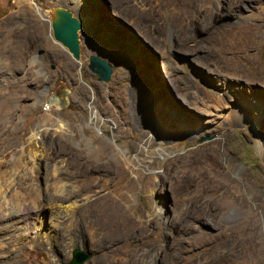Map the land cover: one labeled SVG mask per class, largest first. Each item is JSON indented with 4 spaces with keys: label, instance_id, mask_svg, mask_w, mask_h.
I'll return each instance as SVG.
<instances>
[{
    "label": "rangeland",
    "instance_id": "rangeland-1",
    "mask_svg": "<svg viewBox=\"0 0 264 264\" xmlns=\"http://www.w3.org/2000/svg\"><path fill=\"white\" fill-rule=\"evenodd\" d=\"M236 1L0 0V116L10 121L0 150H11L0 161L14 158L31 124L50 128L21 191L42 196L46 216L63 211L50 191L58 164L98 218L115 209L102 197L133 179L126 209L154 241L140 264H264V0ZM54 7L82 19L78 60L54 40ZM91 55L111 64L110 81L97 79ZM53 96L67 98L52 110ZM57 118L70 131L56 132ZM77 249L90 256L82 264L106 261ZM55 255L34 260L56 264Z\"/></svg>",
    "mask_w": 264,
    "mask_h": 264
},
{
    "label": "bare ground",
    "instance_id": "bare-ground-1",
    "mask_svg": "<svg viewBox=\"0 0 264 264\" xmlns=\"http://www.w3.org/2000/svg\"><path fill=\"white\" fill-rule=\"evenodd\" d=\"M230 4L241 6V0ZM116 5L118 4L115 0L114 6ZM192 20L198 25L199 18ZM192 20L189 18L187 22L191 23ZM3 78L4 76L0 72V83ZM64 98L67 97L53 96L49 102L54 107L59 106L58 104H62ZM8 123L10 121H7L4 115L0 116V127L6 126ZM52 125L55 126L56 132L70 131L68 122L63 118H57L55 122H52ZM49 129V127L42 129V125L37 122L31 124L30 133L20 150L18 152L17 149L12 150L16 153L14 158L9 163L0 161V264H33V262L40 264L38 259L34 260V256L40 255L45 250L55 255V250H58L56 247L58 246L57 235L63 237V243H61L64 248L63 253L67 257L62 260L55 255L53 261L56 264H70L68 255L70 256L77 248L92 250L106 258L104 263L97 259L91 264H138L141 256H146L144 253L141 254L140 250H145L148 247V250H152L154 241L150 234L151 229L146 228L149 224L136 222L137 214L126 209L129 200L122 188L125 186L130 188L131 184H134L133 179H128L126 185L116 187L115 195L102 197L103 200L110 201L115 209L108 212L103 211L98 218L95 213L83 211L82 194L79 190H75L79 186L74 185L72 180L64 176V172L58 164L53 169L50 191L54 190L56 193L62 194L59 200H62L63 211L46 216L42 210L44 207L42 196L39 195V202L21 191L26 172L28 170L35 171L40 167L36 153L42 147L44 139L42 134L48 132ZM114 152L111 150L110 154L120 159V152L119 154ZM10 153L9 149L0 150V156ZM6 165L9 167H5ZM123 168H114L118 180L124 174L127 176L126 169ZM95 218L100 223L95 222L94 225H88V228L82 224L84 219L93 220ZM153 221V219L150 220V224H153ZM99 233H101L100 236H98ZM120 256H125V258H120ZM107 257L111 258L108 260ZM158 257H148L142 262L157 264L160 261Z\"/></svg>",
    "mask_w": 264,
    "mask_h": 264
},
{
    "label": "water",
    "instance_id": "water-1",
    "mask_svg": "<svg viewBox=\"0 0 264 264\" xmlns=\"http://www.w3.org/2000/svg\"><path fill=\"white\" fill-rule=\"evenodd\" d=\"M50 20L54 40L62 44L75 59L81 57V30L83 29L82 19L74 14L73 11L66 7H54L50 12ZM43 53V50H41ZM89 67L96 75L99 81L108 82L111 80L113 68L111 64L97 56L91 55L89 60ZM212 139L207 136L201 139L205 141ZM90 256L85 255L79 249L75 250V258L73 264H82Z\"/></svg>",
    "mask_w": 264,
    "mask_h": 264
},
{
    "label": "built area",
    "instance_id": "built-area-1",
    "mask_svg": "<svg viewBox=\"0 0 264 264\" xmlns=\"http://www.w3.org/2000/svg\"><path fill=\"white\" fill-rule=\"evenodd\" d=\"M46 108H54V106H52V104L48 101L47 103H46Z\"/></svg>",
    "mask_w": 264,
    "mask_h": 264
}]
</instances>
